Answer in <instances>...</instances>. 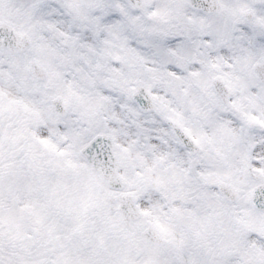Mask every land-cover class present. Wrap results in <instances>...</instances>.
Masks as SVG:
<instances>
[{"label": "snow or ice", "instance_id": "snow-or-ice-1", "mask_svg": "<svg viewBox=\"0 0 264 264\" xmlns=\"http://www.w3.org/2000/svg\"><path fill=\"white\" fill-rule=\"evenodd\" d=\"M0 264H264V0H0Z\"/></svg>", "mask_w": 264, "mask_h": 264}]
</instances>
